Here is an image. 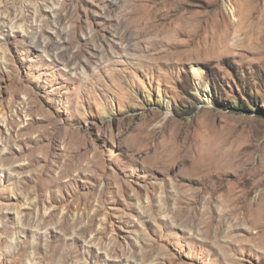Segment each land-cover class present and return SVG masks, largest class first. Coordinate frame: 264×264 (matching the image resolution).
Listing matches in <instances>:
<instances>
[{"label":"rangeland","instance_id":"obj_1","mask_svg":"<svg viewBox=\"0 0 264 264\" xmlns=\"http://www.w3.org/2000/svg\"><path fill=\"white\" fill-rule=\"evenodd\" d=\"M0 264H264V0H0Z\"/></svg>","mask_w":264,"mask_h":264}]
</instances>
